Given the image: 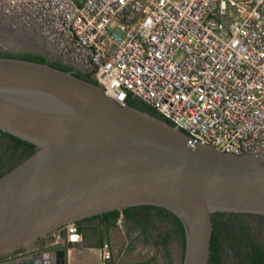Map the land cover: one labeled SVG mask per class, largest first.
Segmentation results:
<instances>
[{"label":"water","instance_id":"1","mask_svg":"<svg viewBox=\"0 0 264 264\" xmlns=\"http://www.w3.org/2000/svg\"><path fill=\"white\" fill-rule=\"evenodd\" d=\"M0 129L36 145L0 176V254L64 239L0 264H109L83 259L90 247L60 228L143 204L183 222L180 264H209L214 212L264 215V160L197 142L74 71L0 56Z\"/></svg>","mask_w":264,"mask_h":264},{"label":"built area","instance_id":"2","mask_svg":"<svg viewBox=\"0 0 264 264\" xmlns=\"http://www.w3.org/2000/svg\"><path fill=\"white\" fill-rule=\"evenodd\" d=\"M0 13L116 101L137 99L197 142L264 160V0H0ZM63 228L83 241L77 221Z\"/></svg>","mask_w":264,"mask_h":264},{"label":"trees","instance_id":"3","mask_svg":"<svg viewBox=\"0 0 264 264\" xmlns=\"http://www.w3.org/2000/svg\"><path fill=\"white\" fill-rule=\"evenodd\" d=\"M0 56L48 63L63 70L74 71L77 76L98 84V81L92 76L91 72L75 69L73 66L51 59L45 54L0 51ZM128 104L133 107H139L143 110H147L160 118L166 119L161 114L147 107L137 99L128 100ZM35 150L36 145L34 143L0 129V176L26 159ZM121 213L124 214L125 219L135 221L137 225L142 228V231L147 237H149L151 231L150 228H157L159 237L157 244L161 243L166 248L168 264H173L174 262L173 257L167 248L170 242V237L173 234L182 241L181 258L184 257L186 238L184 224L175 213L161 206L148 204L129 206L123 210L115 209L89 216L78 220L77 223L80 230L83 232L85 229L82 224L83 221L99 218L100 224H106V229L108 231L109 227L115 224L116 219ZM227 214V212L217 211L212 215L213 232L211 238L209 264H225L224 255L227 252V249L232 251L236 264H264V242L259 239L258 234L249 224L248 218L241 217V215L247 214L248 217L259 216L261 219H264V215L238 212V214H236V218H233L232 216L225 218L224 216ZM231 214L234 213L232 212ZM107 231L106 233H108ZM103 242L104 241H102V244ZM109 264L115 263L112 261Z\"/></svg>","mask_w":264,"mask_h":264},{"label":"rangeland","instance_id":"4","mask_svg":"<svg viewBox=\"0 0 264 264\" xmlns=\"http://www.w3.org/2000/svg\"><path fill=\"white\" fill-rule=\"evenodd\" d=\"M1 17L5 18L6 16L0 13V18ZM6 20L8 22L7 24L4 19L2 23H4L6 27L9 26L12 28L13 31L10 32V29L5 30V28L2 30L0 29V51L44 53L42 50L44 49L45 54L49 58H54L52 47L43 43L39 37L37 39L31 35V33L30 35L27 33L32 31L31 29L26 30L15 26L8 17ZM21 41L24 42V45H20V43H23ZM248 222L258 234L259 239L264 242V219L252 216L248 217ZM116 226L117 230L112 228L111 231L107 233L106 240H104V243H109L108 249L111 252L110 259H112L115 264H168L166 248L161 243L157 244V240L159 239L157 228H150L151 231L149 237H147L146 235H143L140 227L137 225L130 226L125 220L121 227L117 224ZM47 236H53V233ZM45 237L46 236H43L40 239H44ZM34 241L30 242L33 243ZM23 245H26V243ZM23 245L6 252H15L21 249ZM167 248L173 257V264H180L182 254L181 239L173 234L170 237V242ZM101 251L103 253V249H101ZM233 257L232 251L227 249V252L224 255L225 264H236Z\"/></svg>","mask_w":264,"mask_h":264},{"label":"crops","instance_id":"5","mask_svg":"<svg viewBox=\"0 0 264 264\" xmlns=\"http://www.w3.org/2000/svg\"><path fill=\"white\" fill-rule=\"evenodd\" d=\"M8 27H6V25H4V26L0 25L1 30L5 28V30L10 29V32L13 31L12 28H10V27L8 28ZM94 220H96V221H94ZM116 221H117V219H116ZM82 224H83L84 228L96 227V226L102 225V224H100V220H97V219L83 221ZM115 224H116V222H115ZM110 231H111V228L108 230V233ZM52 240H53V236H46L44 239L39 238V239L35 240L33 243L32 242L26 243V245H23L21 249L15 251V252L7 253L8 252L7 251L6 253H2V254H0V263L8 261L10 259H13L15 257H18L20 255L33 253L36 250L40 249L42 246H44V244L46 242L52 243ZM83 241H84V246L90 247V250L86 256L79 254L78 257L84 256L82 258L85 260H100V258L103 255L101 249H102V245L104 244V242H103V244H102V241L98 242V243H92V244L86 243L85 237H84ZM46 246L47 245H45V247ZM77 252H78V250H77Z\"/></svg>","mask_w":264,"mask_h":264},{"label":"flooded vegetation","instance_id":"6","mask_svg":"<svg viewBox=\"0 0 264 264\" xmlns=\"http://www.w3.org/2000/svg\"><path fill=\"white\" fill-rule=\"evenodd\" d=\"M6 18H7V16L5 18H2V17L0 18V25L4 26V23H2L3 19L6 21V24L8 23L7 20H6ZM19 27L20 28H23L21 26H19ZM27 33L29 35L31 33V35H33L37 39H38V37L40 38V33L36 29H33L32 31L27 32ZM42 50H43L44 53H41V54H45L44 49H42ZM227 213L228 214L224 216L225 218H228L229 216L230 217L232 216L233 218H236L237 217L236 214H238V212H233L234 214H231L232 212H227ZM239 213H241V212H239ZM241 217L248 218V215L247 214H244V215H241ZM256 217H259V216H256ZM97 220H99V218H97ZM125 221L130 226L137 225V223L135 221H133V220L125 219ZM106 228H107L106 227V224H104V223L102 225H99V226H96V227H87V228H85L84 231H83V234H84L86 243H91L92 244V243H98V242H101V241L106 240V238H107V233H106L107 229ZM110 228L111 229L114 228V229L117 230L116 224L110 226L109 229ZM140 230L142 231V228H140ZM142 233H143V235H145V233L143 231H142ZM180 263H181V259H180Z\"/></svg>","mask_w":264,"mask_h":264},{"label":"bare ground","instance_id":"7","mask_svg":"<svg viewBox=\"0 0 264 264\" xmlns=\"http://www.w3.org/2000/svg\"><path fill=\"white\" fill-rule=\"evenodd\" d=\"M21 42H23V41H21ZM20 45H24V42L23 43H20ZM19 46V45H18Z\"/></svg>","mask_w":264,"mask_h":264}]
</instances>
